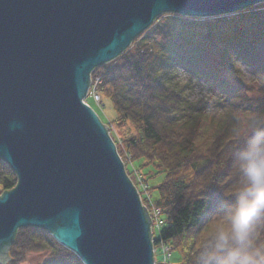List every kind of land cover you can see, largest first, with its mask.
I'll return each mask as SVG.
<instances>
[{"label":"water","instance_id":"obj_1","mask_svg":"<svg viewBox=\"0 0 264 264\" xmlns=\"http://www.w3.org/2000/svg\"><path fill=\"white\" fill-rule=\"evenodd\" d=\"M264 0H0V264L20 228L45 230L81 264H155L151 218L108 127L86 103L91 74L163 14L235 15Z\"/></svg>","mask_w":264,"mask_h":264},{"label":"trees","instance_id":"obj_2","mask_svg":"<svg viewBox=\"0 0 264 264\" xmlns=\"http://www.w3.org/2000/svg\"><path fill=\"white\" fill-rule=\"evenodd\" d=\"M164 16L90 80L99 78L97 95L111 102L112 124L139 169L163 177L151 187L162 220L153 247L170 244L178 264H218L209 255L216 249L211 221L227 213L245 185L239 165L250 123L264 128V4L216 18ZM197 86L202 92L192 96ZM16 182L0 160V192ZM14 237L7 264L30 253L46 254L40 264H81L45 230L20 228ZM252 240L264 244V219Z\"/></svg>","mask_w":264,"mask_h":264},{"label":"clouds","instance_id":"obj_3","mask_svg":"<svg viewBox=\"0 0 264 264\" xmlns=\"http://www.w3.org/2000/svg\"><path fill=\"white\" fill-rule=\"evenodd\" d=\"M247 131L250 139L239 165L245 185L227 213L211 221L216 249L209 255L218 264H264V244L252 240L256 222L264 219V128L252 121Z\"/></svg>","mask_w":264,"mask_h":264},{"label":"rangeland","instance_id":"obj_4","mask_svg":"<svg viewBox=\"0 0 264 264\" xmlns=\"http://www.w3.org/2000/svg\"><path fill=\"white\" fill-rule=\"evenodd\" d=\"M168 17L169 16L165 17L164 14L163 16L160 15V17L157 18L156 22L158 23L162 21L163 19H168ZM242 68L245 72L247 71L246 68H244L243 66ZM179 77L182 80H184L186 78V75L180 73ZM245 77H246L247 82L250 81V76L248 74ZM91 88L92 90L93 89L95 90L94 81H93V84H91ZM92 90H91V94L87 95L86 97L87 99H85V101L95 111V113L97 114L99 118L98 120H100L103 124H105L108 127L109 136L111 138L110 140H112L115 147L118 144L119 150L122 151L121 153L122 158L119 156L121 158L120 160H122L124 164L125 172L128 178L131 180L134 187L136 188L135 190H137L140 200L142 204L145 206L146 210L148 211L149 217L151 218V232H152V239L154 240L155 238H158L159 231H157L156 229H159L162 226V224H160V227L158 228L159 225H156L155 222H152L155 219V217L156 218L158 217V219L161 220V213H160V210L156 208L151 201V194H152L151 187L158 184V182L160 183L163 177L153 176L154 172L149 168L145 170L139 169V166H138L139 164L136 163V160H133L131 153L125 150V147L123 146V143L121 141L119 130L116 129L115 126L112 124V120L115 117V112L113 110L111 102L108 100L102 101L101 98L96 101L93 98ZM201 92H202V89L197 86L195 87V90L192 92V96L198 97L200 96ZM150 176L152 178H150ZM1 194L2 192H0V195ZM153 196L156 197L155 192L153 193ZM147 206L149 209H147ZM45 255L46 254L44 253H42V255L30 253L26 256L25 261L22 262L21 264H40L46 259ZM158 257H159V254L157 251L156 254L154 255L155 261L158 260ZM169 260L171 261V264H178L179 263V253L175 250L174 251L172 250L171 259Z\"/></svg>","mask_w":264,"mask_h":264},{"label":"built area","instance_id":"obj_5","mask_svg":"<svg viewBox=\"0 0 264 264\" xmlns=\"http://www.w3.org/2000/svg\"><path fill=\"white\" fill-rule=\"evenodd\" d=\"M100 82L99 78H95L94 80V87H96V85ZM92 84V82H91ZM91 84L89 87V91L88 94H91ZM92 94H93V98L97 101L100 99V97L97 95L96 90H92ZM155 216V215H154ZM155 222L156 225H159L158 228L160 227V224H162V221L158 219V217L152 221ZM158 251L159 257L158 260L155 261V264H171V261L169 259H171V254H172V247L170 246V244L165 243V242H160L158 245H156L155 247H153V252L154 255L156 254V252Z\"/></svg>","mask_w":264,"mask_h":264}]
</instances>
